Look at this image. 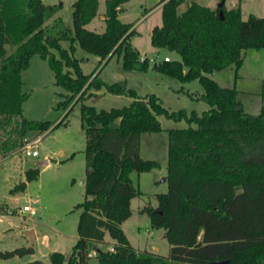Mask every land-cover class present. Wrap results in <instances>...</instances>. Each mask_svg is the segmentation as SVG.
Masks as SVG:
<instances>
[{
	"label": "trees",
	"instance_id": "16d2710c",
	"mask_svg": "<svg viewBox=\"0 0 264 264\" xmlns=\"http://www.w3.org/2000/svg\"><path fill=\"white\" fill-rule=\"evenodd\" d=\"M129 1L106 0L105 30L98 32L87 25L98 14L99 0L73 2V27L58 15L62 2L0 0V156L51 127L48 120L24 115L30 94L23 73L34 55L49 59L56 83L65 90L64 107L82 101L86 197L76 205L81 209L79 237L69 257L51 252L50 264H89V247L98 244L110 246L95 252L100 264H264V105L258 113L247 111L237 88L210 76L231 66L238 70L247 49L264 47V16L243 19L240 6L229 8L225 2L214 9L193 1L178 13L182 0H161L163 24L153 28L151 42L177 52L180 59L155 67L182 82L199 79L201 98L210 106L188 115L169 110L154 93L138 95L125 80L105 84L99 74L91 79L95 71L86 73L74 54L77 41L100 63L118 55L125 69L140 63L145 70L148 58L141 61L130 41L133 23L119 17ZM103 86L133 101L101 110L85 102L92 87ZM161 115L189 123L168 130V192L157 194V205L144 209L153 227L165 230L168 256L139 251L122 226L132 216V200L142 194L132 173L160 166L141 156L140 144L143 133L162 129ZM39 173L38 167L31 168L26 178L31 181ZM33 252V246L18 247L0 251V258ZM28 264L45 263L34 259Z\"/></svg>",
	"mask_w": 264,
	"mask_h": 264
},
{
	"label": "rangeland",
	"instance_id": "374dc122",
	"mask_svg": "<svg viewBox=\"0 0 264 264\" xmlns=\"http://www.w3.org/2000/svg\"><path fill=\"white\" fill-rule=\"evenodd\" d=\"M74 1L44 0L49 4L63 3L58 15L69 27H73ZM99 1V13L88 28L103 32L105 25L100 17L102 11H106V0ZM193 1L214 9L222 2L182 0L178 13L184 12ZM225 3L228 7L240 6L243 19H248L250 14L264 16V0H226ZM161 4V0H130L121 14L122 20L133 23L135 28L131 44L138 49L140 58L149 60L145 70L140 68V63L132 70L125 69L118 55L100 63L98 55L83 49L77 41L74 54L81 60L86 73L95 71L91 79L99 74L98 79L105 84L125 80L128 87L135 89L140 96L151 93L159 96L164 106L171 111L185 110L188 115L202 114L210 106L201 98L204 88L199 79L182 82L176 77L162 74L155 67L166 57L170 60L180 59L177 52L156 48L151 42L153 28L163 24ZM63 45L70 47L68 41H64ZM210 76L222 86L237 88L239 99L247 111L258 113L262 110L264 47L247 49L244 62L238 70L231 66L215 71ZM23 80L24 89L30 94L23 104L24 115L29 119L48 120L51 127L39 135L44 136L38 144L31 146L32 150L38 151V156L27 155L22 149L24 144L0 156V251L31 247V239L26 234L28 231H34L38 239L33 245V253L0 258V264H27L34 259L50 264V252L56 246L69 257L79 237L81 209L76 208V205L86 197L85 183L82 182L86 178V131L81 114L82 101L75 99L65 107L62 105L65 90L56 83L49 59L38 54L32 57L23 73ZM84 100L101 110L129 105L133 98L110 93L103 86L99 89L92 87ZM159 119L162 129L143 133L140 149L143 158L157 160L160 166L140 174L132 173L142 194L132 200V216L122 226L131 244L139 251L168 256L171 246L165 237V230L154 228L144 209L155 207L156 195L168 192V130L188 127L189 123L186 119L176 121L164 115L159 116ZM45 160L47 162L39 164ZM37 167L40 169L38 177L28 181L26 171ZM24 182L27 183L25 188L21 186ZM29 201L37 210L35 216L23 211ZM107 239L111 240L109 235ZM109 247L105 244L101 249ZM89 251L91 255L98 252L94 245H90ZM89 264H100L96 255L91 256Z\"/></svg>",
	"mask_w": 264,
	"mask_h": 264
},
{
	"label": "built area",
	"instance_id": "2783aa9c",
	"mask_svg": "<svg viewBox=\"0 0 264 264\" xmlns=\"http://www.w3.org/2000/svg\"><path fill=\"white\" fill-rule=\"evenodd\" d=\"M166 1H167V0H166ZM145 59H146V58H141L142 61H145ZM165 60H166V61H169L170 58H169V57H166ZM43 136H44V135H43ZM43 136H42V135H41V136H38L37 138H35V139L32 140V141H28V142H26V143L23 145V147H22L23 151H24L27 155L38 156V154H39L38 151H37V150H32V149H31V146H32V145H35V144H38V143L43 139ZM23 211L28 212V213H29L30 215H32V216H35V215L37 214V210H36V208L33 206L32 201H29V203H28L27 205L24 206ZM95 255H96V253L94 252V253L92 254V256H95Z\"/></svg>",
	"mask_w": 264,
	"mask_h": 264
},
{
	"label": "water",
	"instance_id": "95a60500",
	"mask_svg": "<svg viewBox=\"0 0 264 264\" xmlns=\"http://www.w3.org/2000/svg\"><path fill=\"white\" fill-rule=\"evenodd\" d=\"M224 2L225 1H222L221 3H220V5L219 6H222L223 4H224ZM220 16H221V18L223 17V13H222V11H220ZM45 162H47V160H45V161H41V162H39V164L41 165V164H43V163H45ZM82 182L83 183H85V180H82ZM27 235L30 237V239H31V247L34 245V243H35V233H34V231H29L28 233H27ZM94 249L96 250V251H100L101 250V248L98 246V245H94ZM228 263V261H226V262H221V264H227Z\"/></svg>",
	"mask_w": 264,
	"mask_h": 264
},
{
	"label": "crops",
	"instance_id": "0c3cea01",
	"mask_svg": "<svg viewBox=\"0 0 264 264\" xmlns=\"http://www.w3.org/2000/svg\"><path fill=\"white\" fill-rule=\"evenodd\" d=\"M162 4H163V3H162ZM162 4H161V5H162ZM99 5H100V1H99ZM229 8H233V7H229ZM125 9H126V7H125V5H124V6H123V10H122V11L120 12V14H119V17H120L121 20H122V18H121V14L124 12ZM98 13H99V10H98ZM97 15H98V14H97ZM100 18H101V21L103 22V25H105V21H104V18H105V11H102V13H101V17H100ZM93 20H94V19H93ZM93 20H92L91 22H93ZM91 22H90V23H91ZM90 23H89V24H90ZM89 24H88V25H89ZM88 25H87V27H88ZM104 27H105V26H104ZM132 29H133V27H132ZM134 29H135V28H134ZM104 30H105V28H104ZM104 30H103V31H104ZM28 232H29V231H28ZM28 232H26V234H27ZM37 239H38V236L35 234V242L37 241ZM107 240H108V239H107ZM108 241H110V240H108ZM104 245H105V244H98V246H99L100 248L103 247ZM33 248H34V246H33ZM56 250H58V246H56V248H55L54 250H52L51 252L56 251ZM58 251H59V250H58ZM51 252H50V253H51ZM31 261H32V260H31ZM29 262H30V261H29ZM29 262H28V263H29ZM28 263H27V264H28Z\"/></svg>",
	"mask_w": 264,
	"mask_h": 264
}]
</instances>
